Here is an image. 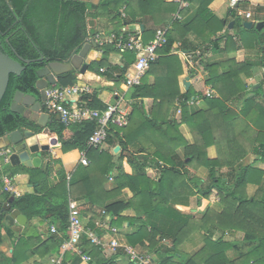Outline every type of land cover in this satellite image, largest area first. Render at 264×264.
Returning <instances> with one entry per match:
<instances>
[{"label":"trees","instance_id":"1","mask_svg":"<svg viewBox=\"0 0 264 264\" xmlns=\"http://www.w3.org/2000/svg\"><path fill=\"white\" fill-rule=\"evenodd\" d=\"M184 1L188 7L181 8L180 1L175 0H101L98 5L79 0H0V50L14 59L30 60L28 63L20 61L24 66L20 75H9L0 101V137L24 122L20 114L9 108L14 92L38 94L34 87L37 71L48 61L69 59L88 35H95L92 27L88 30V24H93L88 17L107 18L115 35L122 33L121 26L142 24L144 43L154 38L156 29L166 31L165 42L154 49L155 59L139 83L129 86L128 96L132 102L127 124L121 127L109 123L106 141H116L121 147L114 187L107 192L102 189L114 167L113 155L87 143L97 127L96 122L53 121L51 131L62 142V151L77 149L85 153L89 160L85 165L87 174L79 182L71 183L69 197L59 184L48 190V194L29 193L11 201V207L28 220L36 218L38 224L45 220L49 228L44 235L36 229L19 236L9 264L34 255L43 259L58 253L67 239L68 199L85 201L86 198L88 201L84 204L89 206L82 209V213L93 220L108 216L110 227L131 226V232L126 234L128 243L140 246L147 254L153 253L156 264H264V188L249 191V186H259L264 175V74L255 89L254 83L246 81L252 77L254 67L264 70V20L260 30L245 28V21L237 17L235 9H231L225 19H219L209 8L212 0ZM241 3L244 8L253 9L252 19H256L257 12L264 11V7H250L245 1L238 4L239 8ZM190 7L197 9L191 19L184 21L175 16L185 18ZM87 8L96 9L97 15H86ZM145 11L153 15H146ZM161 11L166 15H154ZM228 18L235 24L224 32ZM174 43L188 52L200 51L196 67L202 65L205 85L214 91L213 96L207 97L204 91L194 93L191 89L181 93L178 78L183 71L179 57L172 53ZM99 48L102 57L92 61L88 70L109 80L125 82L126 70L135 54L120 51L107 42ZM240 48L256 50L257 60L208 59L214 53H231ZM112 53L121 54L120 64L109 62ZM76 80L77 71L72 70L60 75L56 86L72 85ZM196 97L202 99L205 108L196 109L187 104ZM239 98L242 99L239 110L228 105ZM144 99L151 100L148 110ZM177 101L181 113L175 119L170 117V112ZM78 102L100 108V111L107 107L93 94L82 95ZM182 124L190 129L192 144L180 132ZM210 145L215 146V158L207 155ZM179 148L183 149V157L178 156ZM250 153L256 154V159L242 165L240 161ZM140 155L143 157L139 158ZM148 165L159 170L157 180L147 176L145 167ZM200 168L206 170L207 182L189 172V169ZM222 168L228 170L221 171ZM31 173H35L31 178L36 182L48 177V171ZM126 187L133 196L118 197ZM53 195L58 198L54 199ZM0 196L6 200L9 194L2 192ZM193 197L196 206L204 209L200 217L190 210L177 209V205L188 207ZM212 203L218 208L212 207ZM95 205L104 211V216L93 212ZM127 208H135L138 214L135 217L121 215ZM51 225L55 227L54 232L50 231ZM88 227L95 228L94 221ZM1 228L0 216V243ZM197 232L203 236L200 248L188 256H180L182 243ZM238 232L242 234L239 243L224 238V235L235 237ZM96 233L100 234L97 230ZM216 233L219 236L213 239ZM80 247L92 257L94 264H115L117 257L123 255L121 251L103 255L99 246L85 235ZM228 250H235V254L229 256ZM60 264L83 263L76 253L65 251Z\"/></svg>","mask_w":264,"mask_h":264},{"label":"crops","instance_id":"2","mask_svg":"<svg viewBox=\"0 0 264 264\" xmlns=\"http://www.w3.org/2000/svg\"><path fill=\"white\" fill-rule=\"evenodd\" d=\"M100 1L101 0H99V2L97 4H92L88 1H83V2H85L87 4L98 5L100 3ZM175 1H180V7L181 8L188 7L187 2H185L184 0H175ZM242 1L247 2V4L250 5V7H252V6L264 7V0H237L238 4ZM209 8L212 11V13L215 16H217L219 19H225L227 17L228 12H230V10L232 9V6L230 5L229 0H212V2L209 4ZM245 9L251 10V8H245ZM196 10H197L196 7H190L189 12L185 18H182L180 16H178V18L183 19L184 21L189 20L196 14ZM137 12H139V9H137ZM252 13L255 14L254 12H252ZM86 15H97L96 9L87 8ZM121 15H123V13ZM146 15H153V14L147 13ZM154 15H166V12L161 11V13H159V14L154 13ZM175 15H179V14H175ZM255 18L256 19L250 18V19H243V20L244 21H252L253 23H256L259 21L263 22L264 11L257 12V17H255ZM87 19H88V21H91V23L93 22V24H91V25L88 24V30L91 29V27H92V29H94V31H95V35H88L86 37L84 43L87 42L89 40V38L94 39V42L96 43V47L90 48L91 49L90 57L95 58L100 53V55H98L99 60H100V58L102 57V51L99 47L102 46V44L105 42H107V43L112 42L113 41L112 37H113V35H115L114 34L115 32H114V29H112V24H109V21L107 20V18H100L99 17V18H95V19L93 18L92 19L91 17H88ZM231 21H233L234 23L231 27H229L228 23H230ZM234 24H235V21L233 19L228 18V20L226 22V26L224 28V32H226V30H231L234 27ZM137 26H138L139 31H136L137 32L136 33L135 28ZM119 29H120V31H124L125 33H127V32L132 33V34L136 33L140 37V39L142 37V35H141L142 30L140 29V24H135L134 26L124 25V26H121ZM152 40H150V41H152ZM150 41H148L147 43H149ZM147 43H145V44H147ZM221 46H223V44ZM172 53L176 54L179 57L181 64H182V71L183 72L178 78L179 88H180L181 93H184L188 89L193 90L194 93H199V92H203L206 88L209 87V86L205 85V75L206 74L202 68V65L198 68L192 69V67H190L189 65L186 64L185 54L188 53V51L182 50L179 47L178 43H174V46L172 48ZM229 57H235V59L237 61H242L245 59L257 60V51L240 48L237 51L231 52V53H226V52L214 53L211 56H209L208 59L210 61H222V60H225ZM99 60H92V61H99ZM109 62L113 65L114 64H120L121 63V54L120 53L110 54ZM127 69H128L127 71L131 70V66H128ZM263 74H264L263 68L256 66L252 69V77H250L246 81L249 82L250 84H253V83L258 84V82L263 77ZM185 77H187L189 79V86L187 89L182 84V81ZM75 83H78L80 85H87L89 87V91L87 94H93L95 99L97 101H99V103L102 106L114 105L118 110L123 111L126 114L125 115V117H126L125 125L127 124V116L130 112L131 102H132L128 96L129 85H127L123 81L116 82L113 80H109L106 76H103L102 74H99V73H95V72L88 70V69L83 74H81L77 71V80ZM35 95L38 96V94H35ZM81 97H82V95L79 97H73V98L69 99V101H71V102L76 101L77 99H80ZM240 98L238 100L230 101L228 103V105L235 110H239L242 106V99H240ZM143 103H144L145 109L148 110L151 106V100L150 99H144ZM187 104L195 107L196 109L205 108L204 102L202 101L201 98H198L197 100L195 99L193 101L191 99L187 102ZM95 109L98 110L100 108L96 107ZM44 110H45V112H47L50 115L48 118V121L46 123L47 127L49 129L48 140L50 139V137H57V143L56 144L49 143V149L47 151H44V152L41 151V152L33 154L32 157H34V158L32 159L31 167H27L23 164H19V165H16L14 167L8 166L6 171L3 172L2 174L11 178V181H12L14 189H15L14 194L4 192L2 190L3 187H2L1 180H0V195L2 192L7 193V194H9L8 199L10 197H13V199H14L15 197H18V196H21L24 194H29V193L48 194V190H50L52 188H56L59 184H61V188L66 192L67 196L69 197L70 196V190L69 189H70L71 183L79 182L87 174L86 169H85L86 166L81 164V162H80L81 156L85 153L82 151H79L77 149H73V150H70L68 152L62 151V142L59 140L58 135L56 133H52V131H51L53 121L57 120L55 117L56 114L48 111L46 108H44ZM180 113H181V105H180L179 101H177L176 106L170 112V117L177 119L180 117ZM57 121H59V120H57ZM179 130L182 133V135L184 136V138L186 139V141L189 144H192L194 139H193V136H192L191 131L188 128V126L186 124H182V125H180ZM116 147H117V149H116ZM100 149L107 150L114 157V159H113L114 167H113L112 171L110 172L111 175L102 184V189L107 192V191H110L114 187L113 178L117 173L116 172V165L119 163L118 155L120 154L121 147L117 144L116 141H114L113 143L105 141L104 144L100 147ZM177 153H178L179 157H183V149L182 148H179L177 150ZM207 155L209 158H215L216 157V149H215L214 145H210L207 148ZM142 157L143 156H141V155L139 156V158H142ZM256 157H257L256 154L250 153L244 159H242L240 161V163L242 165L249 164L254 159H256ZM150 163H152V162H150ZM263 167H264V165H263ZM34 170L48 171V177L46 179L41 178L36 182L35 178H31L32 175L34 176V174H35V173L32 174L31 171H34ZM226 170H228V168H222L221 169V171H226ZM12 172H15V174L12 175L11 174ZM145 172L149 178H151L153 180L158 179L159 170L157 169V167L148 165L145 167ZM189 172L191 175L196 176L197 178H200L201 180H204L207 177L206 170L202 169V168H200L198 170L189 169ZM62 182H64L63 186H62ZM255 188H264V175H263V178H262L259 186H253V185L249 186V191L252 192ZM36 190L38 192H36ZM77 193H78V191H77ZM98 194H101V192H99ZM53 196H54L53 197L54 199L58 198V196H56V195H53ZM132 196H133V192H131V190L126 187V188L121 190V194L118 197L129 199ZM8 199L4 200L0 196V202H2V203L6 202ZM84 200L85 201L68 199V204L70 206L75 205L80 210V212L84 218L82 223L86 228H89L88 227L89 223L91 221H95V219L94 220L90 219L91 218L90 215L82 213V209L84 210V209H86V206L87 207L89 206V204L85 205L86 204L85 202L88 201V198H86ZM188 207L177 205V209H179L180 211H188L189 210ZM93 212L98 215L102 212V209L99 207H96V205H95V207L93 208ZM137 214H138V212L135 208H127L123 212H121V215L128 216V217H135ZM105 219L107 220L108 216H105ZM99 221H103V219L102 220L100 219ZM51 226H53V225H51ZM108 226H110L109 222H105V224H103L102 227L99 228V227L95 226V228H93L92 230H95V231L97 230L100 233V234H97V237L104 243H109L110 241H117L120 246L130 245L126 239V234L131 232V230H132L131 226L124 225V227H121V228L115 227L117 229L116 232L111 231ZM48 228H49V224L47 223V221L44 220L43 222L38 224V219H36V218H33L32 220L27 219L26 223L23 225L15 222L14 224H12L10 226H5L2 223V228H1L2 241L0 243V264L11 263L13 256H14L13 250H14L15 244L17 243V239L19 236L23 235L24 232H27V233H28V231L35 232L37 229L38 233L44 235V234H47ZM195 234H193L190 238H188L180 246L182 251L187 253L186 256L196 252L200 248L199 247L200 243L198 244V241L196 240L197 234L196 235ZM241 237H242V234L240 232H238L235 237H232V241L240 240ZM237 242L239 243L240 241H237ZM132 247H134V246H132ZM134 248L137 249L141 254H145V255L149 256L150 261H151L150 264H156L155 257H154L153 253L147 254L146 250H144L140 246H135ZM101 251H102V254L105 255L106 250L101 249ZM179 251H180V249H179ZM228 251H229L228 255L230 254L229 256H233L235 254V250L234 251L228 250ZM57 254L58 253L48 255L43 259H39L38 257H36V255H34L32 257H28L24 260H21L17 264H36L37 262H39V264H52L51 259L54 258ZM183 257H185V256H183ZM115 264H135V263L130 261V259L128 258V256L126 254H123V255L121 254L119 257H117Z\"/></svg>","mask_w":264,"mask_h":264},{"label":"built area","instance_id":"3","mask_svg":"<svg viewBox=\"0 0 264 264\" xmlns=\"http://www.w3.org/2000/svg\"><path fill=\"white\" fill-rule=\"evenodd\" d=\"M232 9L236 10L238 18L250 19L253 17L252 10L241 9L238 7L237 0H229ZM177 18L179 15H175ZM139 31L138 26L135 28V32ZM119 35H113V41L110 42L114 44L120 51H131L135 54L134 61L129 65L131 70L125 73V83L127 85L138 84L141 76L149 68L150 62L155 59L154 49L161 46L165 42V29H156L154 39L149 43H143L142 39L135 33H125L121 31ZM126 35V37L124 36ZM197 55L200 56V51H192L185 54L186 64L194 68L197 64ZM200 65V63H199ZM200 67V66H199ZM101 71L103 69H100ZM89 87L87 85H80L78 83L66 86H56L52 85L45 88L46 101L44 107L55 114L60 116L61 121L65 124L82 122L85 120L95 121L97 127L92 132L88 138V145L94 148H100L106 141L108 135L109 123L116 124L123 127L126 123L125 113L118 110L114 105H107L106 109L103 111L88 107L80 102L79 99L76 101H69L73 97H79L83 94H87ZM204 94L207 97L214 95V91L208 87L204 90ZM196 100L198 97L195 98ZM195 99H192L195 100ZM80 162L83 165H88L89 161L83 154L80 158ZM0 180L2 183L3 191L14 194L15 189L11 178L2 174L0 175ZM104 216V211L101 212ZM83 216L80 210L75 205H69L68 212V226H67V239L61 244L58 254L51 259L52 264H60L62 254L65 251H71L76 253L83 264H94L92 257L83 252L82 247H80L81 238L83 235L87 237L92 243L99 246L100 249H105L106 253H115L116 251H121L126 254L130 261L135 264H150L149 256L141 254L137 249L130 245L120 246L117 241H110L109 243L102 242L98 237L95 230L91 228H86L83 225ZM105 222H108L104 217L103 221L95 220L94 225L96 227H102ZM111 231L116 232L115 227H110ZM50 231L54 232L55 227L50 226Z\"/></svg>","mask_w":264,"mask_h":264},{"label":"water","instance_id":"4","mask_svg":"<svg viewBox=\"0 0 264 264\" xmlns=\"http://www.w3.org/2000/svg\"><path fill=\"white\" fill-rule=\"evenodd\" d=\"M80 1H88L92 4L99 2V0ZM233 23L231 21L228 26L231 27ZM243 26L260 30L263 27V22L253 23L252 21H245ZM142 28L143 25L140 24V29L142 30ZM91 47H96L93 38H89L87 42L83 43L80 49L69 59L65 61H48L46 65L41 67L37 71L38 79L34 85L38 91V96L20 90L14 92L9 108L20 114L24 122L18 128L8 131L0 137V175L6 171L8 166L14 167L23 164L31 167L32 159L34 158L32 157L33 154L47 151L49 143H57V137H50L48 140L49 129L46 123L50 115L44 110L46 101L45 88L49 85H56L57 78L69 71L77 70L81 74L85 73L92 60H99L98 55L100 53L95 58L90 57ZM20 61L28 63L30 60L21 57L14 59L0 50V101L6 91L9 75H20L24 70V66ZM182 84L187 89L189 79L185 77ZM257 87L258 84H255L254 89ZM55 117L57 120H61L58 114ZM12 200L13 197H10L6 202H0L2 223L5 226H10L15 222L23 225L26 223V216L18 209L11 207Z\"/></svg>","mask_w":264,"mask_h":264},{"label":"rangeland","instance_id":"5","mask_svg":"<svg viewBox=\"0 0 264 264\" xmlns=\"http://www.w3.org/2000/svg\"><path fill=\"white\" fill-rule=\"evenodd\" d=\"M243 2V1H242ZM241 7V9H244V7L242 6V3H241V5H240ZM243 20V18H241V21ZM207 177H206V179H204L203 180V182H207ZM191 202H190V204H189V207H188V209L191 211V213H194L197 217H200L203 213H204V209L202 208V207H197L196 206V204H195V197H193V198H191V200H190ZM210 205H212V207H214V208H218V205L217 204H215V203H212V204H210ZM188 210V211H189ZM194 210V211H193ZM189 211V212H190ZM197 234V236H196V240L198 241V244L201 246L202 245V243H203V236H202V234L200 233V232H198V233H196ZM195 234V235H196ZM219 236V233H216L215 235H213V239H216L217 237ZM224 238L225 239H227V240H230L231 242H232V237H229L228 235H224ZM236 241V240H235ZM237 241H241V239L240 240H237ZM199 246V247H200ZM180 249V253H181V256H186V254L187 253H185V252H183L182 251V249L181 248H179ZM228 253H229V251H228ZM230 255V254H229ZM232 257V256H231Z\"/></svg>","mask_w":264,"mask_h":264},{"label":"bare ground","instance_id":"6","mask_svg":"<svg viewBox=\"0 0 264 264\" xmlns=\"http://www.w3.org/2000/svg\"><path fill=\"white\" fill-rule=\"evenodd\" d=\"M49 86H52V85H49ZM49 86H47V87H49Z\"/></svg>","mask_w":264,"mask_h":264},{"label":"clouds","instance_id":"7","mask_svg":"<svg viewBox=\"0 0 264 264\" xmlns=\"http://www.w3.org/2000/svg\"><path fill=\"white\" fill-rule=\"evenodd\" d=\"M124 254V253H123Z\"/></svg>","mask_w":264,"mask_h":264}]
</instances>
